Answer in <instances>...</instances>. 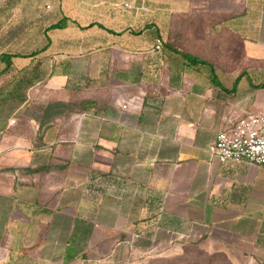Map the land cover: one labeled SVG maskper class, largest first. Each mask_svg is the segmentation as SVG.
I'll return each instance as SVG.
<instances>
[{
	"label": "crops",
	"instance_id": "obj_1",
	"mask_svg": "<svg viewBox=\"0 0 264 264\" xmlns=\"http://www.w3.org/2000/svg\"><path fill=\"white\" fill-rule=\"evenodd\" d=\"M2 2L0 264H264V167L208 152L264 110V0Z\"/></svg>",
	"mask_w": 264,
	"mask_h": 264
},
{
	"label": "built area",
	"instance_id": "obj_2",
	"mask_svg": "<svg viewBox=\"0 0 264 264\" xmlns=\"http://www.w3.org/2000/svg\"><path fill=\"white\" fill-rule=\"evenodd\" d=\"M156 42V49L160 48ZM209 154L220 163H247L264 167V110L240 119L220 130L208 147ZM139 237L134 236V240Z\"/></svg>",
	"mask_w": 264,
	"mask_h": 264
},
{
	"label": "rangeland",
	"instance_id": "obj_3",
	"mask_svg": "<svg viewBox=\"0 0 264 264\" xmlns=\"http://www.w3.org/2000/svg\"><path fill=\"white\" fill-rule=\"evenodd\" d=\"M3 1V0H2ZM199 0H196V2ZM199 3L208 4L210 9L218 8L227 4L225 0H200ZM6 12L4 3L0 4V47L4 44V36L6 33ZM197 19L211 20V15L202 14ZM10 33V30H8ZM12 31V30H11ZM142 264H232L224 253L206 252L197 244L188 245L183 248L182 252L167 258L154 259Z\"/></svg>",
	"mask_w": 264,
	"mask_h": 264
},
{
	"label": "trees",
	"instance_id": "obj_4",
	"mask_svg": "<svg viewBox=\"0 0 264 264\" xmlns=\"http://www.w3.org/2000/svg\"><path fill=\"white\" fill-rule=\"evenodd\" d=\"M63 27H64L63 23L56 25V28H63ZM184 57H188V56L184 55ZM2 61L4 62L7 61L9 63L10 57L2 56ZM6 67H9V64L6 63ZM82 106H83L82 104L75 105V104H70V103L69 104L54 103V104L48 105L46 110L54 109L55 112L60 110L61 113H71L76 110L79 111L80 109H82ZM190 245H193V244H190Z\"/></svg>",
	"mask_w": 264,
	"mask_h": 264
}]
</instances>
